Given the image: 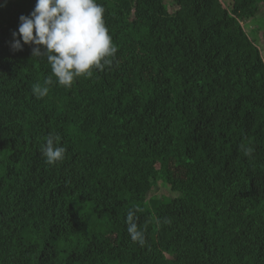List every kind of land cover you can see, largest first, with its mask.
Here are the masks:
<instances>
[{
	"label": "trees",
	"instance_id": "16d2710c",
	"mask_svg": "<svg viewBox=\"0 0 264 264\" xmlns=\"http://www.w3.org/2000/svg\"><path fill=\"white\" fill-rule=\"evenodd\" d=\"M35 3L0 0V264H264V0H97L111 66L41 99L51 66L10 47Z\"/></svg>",
	"mask_w": 264,
	"mask_h": 264
},
{
	"label": "clouds",
	"instance_id": "9594fccd",
	"mask_svg": "<svg viewBox=\"0 0 264 264\" xmlns=\"http://www.w3.org/2000/svg\"><path fill=\"white\" fill-rule=\"evenodd\" d=\"M104 7L97 0H36L29 15L19 17L18 31H13L11 49L22 51L31 45L32 58H46L51 75L33 87L37 99L49 94L54 82L71 88L80 77H91L94 69L111 66L117 47L104 22ZM55 78V81L53 80ZM58 136H49L41 146L45 162L55 165L65 159L67 149L57 146ZM134 210L126 215L127 232L133 242L145 243Z\"/></svg>",
	"mask_w": 264,
	"mask_h": 264
},
{
	"label": "rangeland",
	"instance_id": "374dc122",
	"mask_svg": "<svg viewBox=\"0 0 264 264\" xmlns=\"http://www.w3.org/2000/svg\"><path fill=\"white\" fill-rule=\"evenodd\" d=\"M228 2H230V0H227ZM135 13H137L139 16L144 15L147 11L142 7V5L140 3H137L135 6ZM258 16V21H248V25L247 22L245 27L246 29H250V28H255L257 31V38H258V46L261 49L262 55L264 57V4L260 3V11L257 14ZM250 25V26H249ZM171 170L173 171L175 178H179L184 174V170L182 167H176L173 166L171 167ZM177 193V191L175 190V188L173 187V185H169V184H164L163 182L157 184L154 189L151 191L150 196H154V197H161L162 195H167L169 197L175 196ZM166 252L171 253L172 251V245L170 244V246H168L165 249Z\"/></svg>",
	"mask_w": 264,
	"mask_h": 264
}]
</instances>
